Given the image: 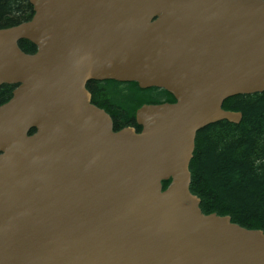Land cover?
<instances>
[{
  "label": "water",
  "instance_id": "obj_1",
  "mask_svg": "<svg viewBox=\"0 0 264 264\" xmlns=\"http://www.w3.org/2000/svg\"><path fill=\"white\" fill-rule=\"evenodd\" d=\"M28 1L0 28V264H264V231L190 189L197 133L264 92V0ZM105 80L176 101L116 131L87 88Z\"/></svg>",
  "mask_w": 264,
  "mask_h": 264
},
{
  "label": "trees",
  "instance_id": "obj_2",
  "mask_svg": "<svg viewBox=\"0 0 264 264\" xmlns=\"http://www.w3.org/2000/svg\"><path fill=\"white\" fill-rule=\"evenodd\" d=\"M33 14L28 0H0V28L28 21ZM19 44L27 53L36 51L26 40ZM14 88L0 87V105L11 98ZM87 88L92 102L112 116L115 130L128 126L141 130L135 116L142 105L175 101L164 89H142L136 82L90 81ZM223 107L242 112V120L219 121L197 133L190 189L201 199L205 214L229 215L241 226L264 231V92L230 97Z\"/></svg>",
  "mask_w": 264,
  "mask_h": 264
},
{
  "label": "rangeland",
  "instance_id": "obj_3",
  "mask_svg": "<svg viewBox=\"0 0 264 264\" xmlns=\"http://www.w3.org/2000/svg\"><path fill=\"white\" fill-rule=\"evenodd\" d=\"M139 86V85H138Z\"/></svg>",
  "mask_w": 264,
  "mask_h": 264
}]
</instances>
